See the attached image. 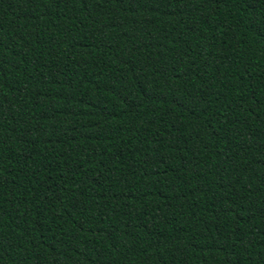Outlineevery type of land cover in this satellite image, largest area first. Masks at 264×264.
I'll return each instance as SVG.
<instances>
[{"label":"trees","instance_id":"obj_1","mask_svg":"<svg viewBox=\"0 0 264 264\" xmlns=\"http://www.w3.org/2000/svg\"><path fill=\"white\" fill-rule=\"evenodd\" d=\"M0 264H264V0H0Z\"/></svg>","mask_w":264,"mask_h":264}]
</instances>
